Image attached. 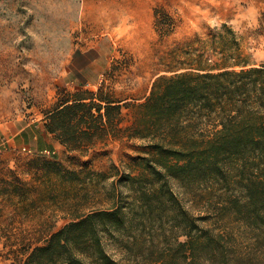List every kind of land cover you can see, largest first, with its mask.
Segmentation results:
<instances>
[{
	"label": "rangeland",
	"instance_id": "1",
	"mask_svg": "<svg viewBox=\"0 0 264 264\" xmlns=\"http://www.w3.org/2000/svg\"><path fill=\"white\" fill-rule=\"evenodd\" d=\"M263 17L264 0H0V255L21 264L75 213L106 206L118 188L112 166L129 172L148 150L147 140L128 130L84 151L68 149L43 129L62 97L102 86L126 105V129L133 121L127 104L143 101L160 75L171 74L183 46L223 23L240 36L242 52L264 64ZM172 185L198 213L202 202ZM220 225L248 241L230 216ZM113 231L107 246L128 261L131 230Z\"/></svg>",
	"mask_w": 264,
	"mask_h": 264
},
{
	"label": "trees",
	"instance_id": "2",
	"mask_svg": "<svg viewBox=\"0 0 264 264\" xmlns=\"http://www.w3.org/2000/svg\"><path fill=\"white\" fill-rule=\"evenodd\" d=\"M182 48L171 74L160 75L143 101L127 104L133 121L126 129V105L102 86L81 87L47 113L44 133L68 149L84 151L128 130L148 150L129 172L112 166L118 188L106 206L75 213L21 264H264V64L242 52L227 23ZM173 181L202 202L198 213ZM227 216L246 228V244L220 225ZM119 228L131 230L128 261L106 243Z\"/></svg>",
	"mask_w": 264,
	"mask_h": 264
},
{
	"label": "crops",
	"instance_id": "3",
	"mask_svg": "<svg viewBox=\"0 0 264 264\" xmlns=\"http://www.w3.org/2000/svg\"><path fill=\"white\" fill-rule=\"evenodd\" d=\"M49 135H53V134H51V133H48ZM8 140H10V139H8ZM51 143V142H50ZM52 143H53V146L55 147V148H57V147H59V146H61V143L56 139H54L53 141H52ZM0 264H16L15 263V260L14 259H5V258H3L1 255H0Z\"/></svg>",
	"mask_w": 264,
	"mask_h": 264
},
{
	"label": "built area",
	"instance_id": "4",
	"mask_svg": "<svg viewBox=\"0 0 264 264\" xmlns=\"http://www.w3.org/2000/svg\"><path fill=\"white\" fill-rule=\"evenodd\" d=\"M24 149H26V148H24ZM46 152H47V153H50V151H49V150H46Z\"/></svg>",
	"mask_w": 264,
	"mask_h": 264
}]
</instances>
